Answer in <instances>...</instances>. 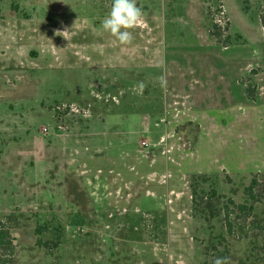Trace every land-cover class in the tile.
<instances>
[{"label": "rangeland", "instance_id": "1", "mask_svg": "<svg viewBox=\"0 0 264 264\" xmlns=\"http://www.w3.org/2000/svg\"><path fill=\"white\" fill-rule=\"evenodd\" d=\"M111 3L0 0L11 264H264V0H137L143 24L126 46L101 29ZM60 102L90 115L58 116ZM252 178L263 197L247 219L230 213V235L223 209L250 202Z\"/></svg>", "mask_w": 264, "mask_h": 264}, {"label": "trees", "instance_id": "2", "mask_svg": "<svg viewBox=\"0 0 264 264\" xmlns=\"http://www.w3.org/2000/svg\"><path fill=\"white\" fill-rule=\"evenodd\" d=\"M259 22L261 27L264 30V10L261 11L259 15ZM213 28L216 32L212 33L215 36V40L219 42V28L217 25H213ZM259 186L258 181L255 178H252L250 184L243 189L244 195L249 199L248 204L244 203H234L232 200H228V205L232 207H225L223 209L224 213V224L226 227V231L228 234L232 235L234 233L232 224H230V213H236V218L247 219L251 216L252 211L254 209V205L258 203L263 197L262 194H259L255 191L256 187ZM256 229L262 234L264 239V224L256 225ZM37 234L40 232V227L36 229ZM39 246H46V243H41V241H37L36 243ZM12 254H13V245L12 239L8 235L7 231L4 228H0V264H11L12 262Z\"/></svg>", "mask_w": 264, "mask_h": 264}, {"label": "clouds", "instance_id": "3", "mask_svg": "<svg viewBox=\"0 0 264 264\" xmlns=\"http://www.w3.org/2000/svg\"><path fill=\"white\" fill-rule=\"evenodd\" d=\"M143 24V12L137 0H112L107 16L101 21L102 31L111 34L121 45H131V30ZM67 32L55 30L56 35ZM214 264H228L227 258H217Z\"/></svg>", "mask_w": 264, "mask_h": 264}, {"label": "crops", "instance_id": "4", "mask_svg": "<svg viewBox=\"0 0 264 264\" xmlns=\"http://www.w3.org/2000/svg\"><path fill=\"white\" fill-rule=\"evenodd\" d=\"M189 93L190 94H193L194 95L193 98H196L198 100L199 99L206 100V98H208V92H206L205 89L202 88L201 86H198V88H197V86H194L193 85V88H191L189 90ZM222 99H223L222 93L219 92V91L216 92V96H215V99L214 100H215V102L217 101V104L218 105H231V104H233V98H232V96L230 97V99L228 98L227 101H224V100L222 101ZM121 107H123L122 106V103L117 108L118 112L116 110L115 112L109 113L107 115V118H108L107 119V124L108 125L105 124V129L106 130L107 129H110V131L112 133H115V131H113L112 128L117 127L119 129L120 124L123 123V121H124V118L126 119V116H129V115L125 114L124 112H122ZM140 116H141L140 117L141 118L140 119L141 123L142 122H145L146 123V121H147L148 124H149V122L151 123V117L150 116L149 117H142V114ZM142 127H143V125H142ZM141 130H142V128H141ZM110 131H109V133H111ZM148 131L149 132H152V129H150V127H149V130ZM116 133H117L116 136H118L119 138H121V134L123 132L121 130H119V132L116 131ZM105 134L107 135V133H105ZM106 135H104V136H106ZM107 136H112V135L111 134H108ZM124 155H127V152H125ZM130 165H132V164H130ZM130 165L129 166L127 165V167H124V166H126V165H124V166H119L118 168H109V169L112 170V171H113V169L115 171L117 170L116 174L118 173V174L122 175L121 171L123 169H125V170H134V169H137V165H133V166H130ZM150 173L153 174V173H155V171H151ZM123 177L125 178L126 177V174H124Z\"/></svg>", "mask_w": 264, "mask_h": 264}, {"label": "built area", "instance_id": "5", "mask_svg": "<svg viewBox=\"0 0 264 264\" xmlns=\"http://www.w3.org/2000/svg\"><path fill=\"white\" fill-rule=\"evenodd\" d=\"M111 100H116L115 97H111ZM58 116H64L67 114L75 115L83 118H87L90 115V107L88 105H81L75 102H60L55 107ZM43 131H47L43 128Z\"/></svg>", "mask_w": 264, "mask_h": 264}]
</instances>
